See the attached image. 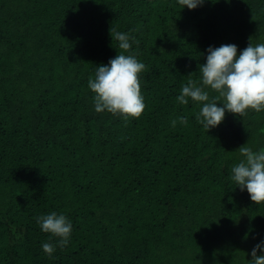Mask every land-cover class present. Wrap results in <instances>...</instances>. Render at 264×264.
<instances>
[{"label":"trees","instance_id":"16d2710c","mask_svg":"<svg viewBox=\"0 0 264 264\" xmlns=\"http://www.w3.org/2000/svg\"><path fill=\"white\" fill-rule=\"evenodd\" d=\"M113 29L136 43L119 49ZM249 42H264V0H0V264H247L264 202L231 168L240 146L264 148V111L205 132L175 97L209 45ZM122 52L145 65L136 118L95 112L87 87ZM50 212L72 232L48 255Z\"/></svg>","mask_w":264,"mask_h":264},{"label":"clouds","instance_id":"9594fccd","mask_svg":"<svg viewBox=\"0 0 264 264\" xmlns=\"http://www.w3.org/2000/svg\"><path fill=\"white\" fill-rule=\"evenodd\" d=\"M182 8L193 10L205 3V0H178ZM227 2V0H226ZM111 40L127 52L136 40L127 32L112 30ZM205 62L200 64L199 82L189 79L175 97L181 105L189 101L200 105L195 113L196 121L207 132L217 127L226 113L246 115L248 110L264 111V42L248 45L237 54V46L232 43L206 48ZM145 68L135 55L116 54L107 64L95 67L94 77L87 82L88 89L94 94L93 110L97 113L107 111L125 118L139 117L145 107L141 93L139 74ZM211 89L218 95L209 96ZM222 98V102H219ZM219 102V105L218 103ZM181 123L186 117L177 118ZM176 120L171 124L175 126ZM240 159L231 168V180L249 195V199L258 204L264 202V148L253 150L248 146L238 148ZM42 232L58 238L56 244L44 242L42 251L51 255L56 246L69 242L72 224L63 213L50 212L36 217ZM247 264H264V237L252 247Z\"/></svg>","mask_w":264,"mask_h":264}]
</instances>
